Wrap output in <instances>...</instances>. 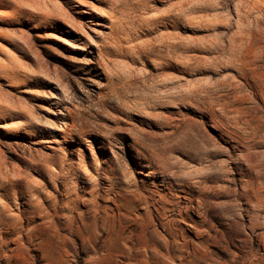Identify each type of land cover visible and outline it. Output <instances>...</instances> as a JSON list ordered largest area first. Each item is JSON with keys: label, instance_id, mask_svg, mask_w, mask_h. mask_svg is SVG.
I'll list each match as a JSON object with an SVG mask.
<instances>
[{"label": "rangeland", "instance_id": "rangeland-1", "mask_svg": "<svg viewBox=\"0 0 264 264\" xmlns=\"http://www.w3.org/2000/svg\"><path fill=\"white\" fill-rule=\"evenodd\" d=\"M0 264H264V0H0Z\"/></svg>", "mask_w": 264, "mask_h": 264}]
</instances>
